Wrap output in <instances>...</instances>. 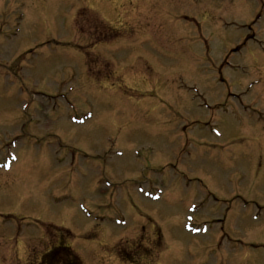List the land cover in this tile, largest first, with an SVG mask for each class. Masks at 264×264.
<instances>
[{"label":"rangeland","instance_id":"1","mask_svg":"<svg viewBox=\"0 0 264 264\" xmlns=\"http://www.w3.org/2000/svg\"><path fill=\"white\" fill-rule=\"evenodd\" d=\"M8 147L0 264H264V0H0Z\"/></svg>","mask_w":264,"mask_h":264},{"label":"trees","instance_id":"2","mask_svg":"<svg viewBox=\"0 0 264 264\" xmlns=\"http://www.w3.org/2000/svg\"><path fill=\"white\" fill-rule=\"evenodd\" d=\"M55 231L59 232L58 228ZM40 264H82L79 257L68 247L63 244L57 245L43 257Z\"/></svg>","mask_w":264,"mask_h":264},{"label":"bare ground","instance_id":"3","mask_svg":"<svg viewBox=\"0 0 264 264\" xmlns=\"http://www.w3.org/2000/svg\"><path fill=\"white\" fill-rule=\"evenodd\" d=\"M116 1V0H115ZM11 169V168H10Z\"/></svg>","mask_w":264,"mask_h":264}]
</instances>
